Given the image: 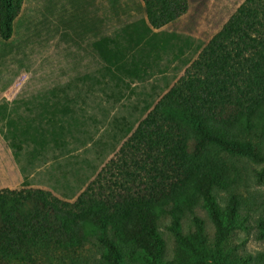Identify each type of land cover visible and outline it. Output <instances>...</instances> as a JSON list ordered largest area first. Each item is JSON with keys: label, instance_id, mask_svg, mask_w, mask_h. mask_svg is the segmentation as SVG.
<instances>
[{"label": "trees", "instance_id": "1", "mask_svg": "<svg viewBox=\"0 0 264 264\" xmlns=\"http://www.w3.org/2000/svg\"><path fill=\"white\" fill-rule=\"evenodd\" d=\"M141 1L144 18L93 46L109 75L127 74L145 82L163 57L170 55L168 61L174 63L183 57V48L193 47L191 37L162 29L185 15L191 3L204 0ZM21 4L0 0V40L11 38ZM109 4L115 10L118 0ZM195 49H201L197 58L138 124L118 159L106 166L108 176L100 174L74 203L42 189L0 190V264L32 262L98 235L107 249V264H121L113 241L134 248L130 264L249 262L250 257L226 247L238 227L236 197L221 209L211 191L235 182L224 154L264 164V150L249 141L255 137L264 145V0H243L209 42ZM48 94L56 97L55 91ZM45 103L27 105L35 111L42 135L57 149L60 125L55 116L61 110ZM198 205L214 227L212 242L196 216L191 218L193 229L181 233V217L193 214ZM162 216L170 218L168 230L176 243L167 261L161 260L164 241L156 228Z\"/></svg>", "mask_w": 264, "mask_h": 264}, {"label": "rangeland", "instance_id": "2", "mask_svg": "<svg viewBox=\"0 0 264 264\" xmlns=\"http://www.w3.org/2000/svg\"><path fill=\"white\" fill-rule=\"evenodd\" d=\"M203 4L192 3L185 15L162 29L191 37L193 47L183 48V57L177 62L170 63V55L163 57L150 78L138 82L127 74L109 75L93 45L113 31L144 18L141 0H118L115 10L109 0H22L12 36L0 46V103L4 114L12 120L11 125L18 126L20 143L27 145L21 144L20 148L32 155L36 165L35 186L74 203L100 174L108 176L106 166L118 159L121 146L197 58L201 49L195 47L206 45L223 26L222 16L212 25L210 17L207 28L220 24L213 28L211 36H192ZM50 91H55L56 97L50 96ZM28 102L36 107L52 103L61 110V115L55 116L60 125L57 149L38 129L35 111ZM249 141L264 150L260 139L251 137ZM224 161L234 169L235 182L225 190L215 187L211 193L221 209L232 196L237 199L238 227L226 247L239 257H250L247 264H264V164L241 155L224 154ZM129 166L134 170L132 163ZM258 175L261 182H257ZM194 216L203 221L212 242L214 227L200 205L193 209V214L181 217V233L193 229ZM170 222L168 216H162L156 227L164 241L163 261L172 259L176 247L175 237L168 230ZM100 237H91L69 251L56 250L18 264H107V249ZM113 242L121 251V264H130L129 254L134 248Z\"/></svg>", "mask_w": 264, "mask_h": 264}, {"label": "crops", "instance_id": "3", "mask_svg": "<svg viewBox=\"0 0 264 264\" xmlns=\"http://www.w3.org/2000/svg\"><path fill=\"white\" fill-rule=\"evenodd\" d=\"M204 3L205 5L203 4L204 7L202 6V11L196 18V21L192 28V36L196 38L210 37L211 33L213 32V28H216L220 24L216 26L213 25L212 28H207V26L212 25L214 21H217L221 16L222 20L220 21V23L224 24L228 20V18L235 12L237 7L242 3V0H206V2ZM210 17H212V21L209 25ZM2 42L7 41L0 40V46H2ZM1 89L2 88H0V91ZM1 103L0 190L40 189V187L35 186V184L37 183L36 165L32 160V155L31 157L30 155H27L25 149L23 150L24 147L20 148L21 144L24 145V143H20L19 141L18 126L11 125L12 120L9 119L10 117L8 115L4 114ZM24 146L27 145L25 144ZM41 173L43 177V169L40 171V174ZM44 189L45 188H43L42 190ZM45 191L47 190L45 189Z\"/></svg>", "mask_w": 264, "mask_h": 264}]
</instances>
